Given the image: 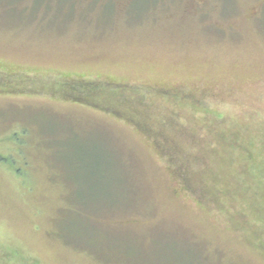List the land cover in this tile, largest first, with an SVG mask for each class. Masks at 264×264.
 I'll list each match as a JSON object with an SVG mask.
<instances>
[{
    "label": "rangeland",
    "instance_id": "374dc122",
    "mask_svg": "<svg viewBox=\"0 0 264 264\" xmlns=\"http://www.w3.org/2000/svg\"><path fill=\"white\" fill-rule=\"evenodd\" d=\"M0 264H264V0H0Z\"/></svg>",
    "mask_w": 264,
    "mask_h": 264
},
{
    "label": "trees",
    "instance_id": "16d2710c",
    "mask_svg": "<svg viewBox=\"0 0 264 264\" xmlns=\"http://www.w3.org/2000/svg\"><path fill=\"white\" fill-rule=\"evenodd\" d=\"M87 97V96H86ZM85 99H89V96L87 97V98H85Z\"/></svg>",
    "mask_w": 264,
    "mask_h": 264
}]
</instances>
